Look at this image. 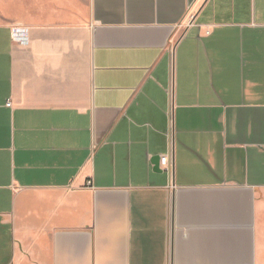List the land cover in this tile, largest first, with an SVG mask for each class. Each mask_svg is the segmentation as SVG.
Instances as JSON below:
<instances>
[{"label":"crops","instance_id":"crops-1","mask_svg":"<svg viewBox=\"0 0 264 264\" xmlns=\"http://www.w3.org/2000/svg\"><path fill=\"white\" fill-rule=\"evenodd\" d=\"M13 7L0 264H264V0Z\"/></svg>","mask_w":264,"mask_h":264},{"label":"rangeland","instance_id":"rangeland-1","mask_svg":"<svg viewBox=\"0 0 264 264\" xmlns=\"http://www.w3.org/2000/svg\"><path fill=\"white\" fill-rule=\"evenodd\" d=\"M84 2V0H80V2ZM10 4H12V8L8 11H3L4 10V4L0 6V19H5V17H8V16H19L20 15V12L18 10V8H14L13 5H15V7L18 6V2L19 0H9ZM34 2V0H32V3Z\"/></svg>","mask_w":264,"mask_h":264},{"label":"built area","instance_id":"built-area-1","mask_svg":"<svg viewBox=\"0 0 264 264\" xmlns=\"http://www.w3.org/2000/svg\"><path fill=\"white\" fill-rule=\"evenodd\" d=\"M21 34H22V30H21V28L19 26L15 25V26L12 27V37L13 38H17ZM7 105H10V102H8ZM160 161H161L162 165H166V163H167L166 156H162Z\"/></svg>","mask_w":264,"mask_h":264}]
</instances>
